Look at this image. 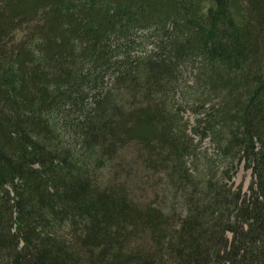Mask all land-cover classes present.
<instances>
[{"label":"trees","instance_id":"trees-1","mask_svg":"<svg viewBox=\"0 0 264 264\" xmlns=\"http://www.w3.org/2000/svg\"><path fill=\"white\" fill-rule=\"evenodd\" d=\"M184 69L192 132L227 162L198 191ZM132 159L180 216L135 199ZM0 264H264V0H0Z\"/></svg>","mask_w":264,"mask_h":264},{"label":"rangeland","instance_id":"rangeland-1","mask_svg":"<svg viewBox=\"0 0 264 264\" xmlns=\"http://www.w3.org/2000/svg\"><path fill=\"white\" fill-rule=\"evenodd\" d=\"M147 48L151 49V46L149 45ZM195 78V73L193 71L184 69L178 75L177 86L174 92L175 110L173 113L179 115V118L182 119L183 126L186 125V133L194 139V153L186 157L184 160L187 169L186 175L188 176H186L187 178L182 179V184L180 185L182 190L186 189L187 191L200 190L198 188H196L198 190L192 188L193 185L201 183L202 181L198 179V174H195L197 170L196 168L200 171H205L207 165L213 167L215 171L216 179H214V181L222 182L223 184L227 183L226 178L224 180L220 175V172L227 163H225L226 160L223 161L221 159V154L217 152V148L212 145V142L209 139L199 141V138L192 132L197 116L192 112L188 101H191L190 95L193 92ZM177 107L179 108L176 109ZM79 117L80 116H77L78 119ZM73 118L75 117L69 116V120H74ZM58 132L64 137V141L71 142L69 137L70 132L67 130L63 131L64 133L62 130H59ZM127 147L131 148V151H133V148H136V144H128ZM132 163H134L133 159L132 162H118V166L120 167L118 171L122 170L127 176L132 175L133 173H137L138 175L143 173L144 180L137 185V191H134L135 199L137 198L142 203L149 205L150 208L157 209L165 215L170 214L173 217L180 216L183 208V191L180 188L175 189L176 186H172V184L169 183L170 181L167 174H165L163 170L153 169L148 171L143 168V166L142 168L135 167ZM139 163L141 162H137L138 165ZM138 170L142 172H136ZM230 175H232V173ZM251 181V172L245 171L242 167H239L237 173L232 179L233 189L236 187H242V191H248ZM197 186L199 187L201 184H197Z\"/></svg>","mask_w":264,"mask_h":264}]
</instances>
